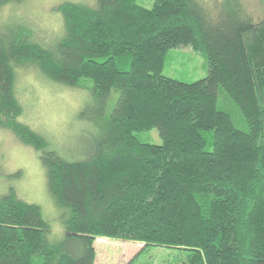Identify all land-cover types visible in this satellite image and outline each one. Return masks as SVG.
Returning a JSON list of instances; mask_svg holds the SVG:
<instances>
[{
    "label": "trees",
    "instance_id": "1",
    "mask_svg": "<svg viewBox=\"0 0 264 264\" xmlns=\"http://www.w3.org/2000/svg\"><path fill=\"white\" fill-rule=\"evenodd\" d=\"M93 1L58 4L61 32L46 41L0 23V129L40 152L47 189L67 211L63 236L49 240L38 205L11 189L0 196V264H93L102 237L184 251L181 264H264V16L238 0L212 17L200 0ZM176 47L204 55L206 76L163 75ZM25 65L86 91L98 121L119 91L83 156H61L18 121ZM151 128L160 143L137 139Z\"/></svg>",
    "mask_w": 264,
    "mask_h": 264
},
{
    "label": "rangeland",
    "instance_id": "2",
    "mask_svg": "<svg viewBox=\"0 0 264 264\" xmlns=\"http://www.w3.org/2000/svg\"><path fill=\"white\" fill-rule=\"evenodd\" d=\"M63 1L66 0H24L4 5L0 9V23L24 24L36 39L50 40L61 32L62 20L55 8ZM70 1L94 3L93 0ZM137 1L145 7H151L153 3V0ZM200 1L212 17V12L224 0ZM238 4L231 5L243 9L254 20L264 16V0H238ZM161 73L190 83L206 76L207 61L204 55L190 47L171 48L166 53ZM14 87L22 107L18 121L39 133L49 149L69 159L85 154L99 132V123L103 122L119 94L116 88L111 89L98 121L92 119L94 106L91 103L84 105L89 100L86 91L55 82L42 75L35 66L20 67ZM232 118L235 125L241 127L240 119ZM136 137L142 142L160 143L156 128L138 132ZM39 155L38 150L21 142L10 130L0 129V196L11 189L17 198L38 205L48 224V239H59L64 234L63 221L67 211L57 206L49 193L46 170ZM93 246V264H124L137 254V264H181L185 261L184 251L163 246L142 249L140 242L132 240L102 237L96 238Z\"/></svg>",
    "mask_w": 264,
    "mask_h": 264
}]
</instances>
